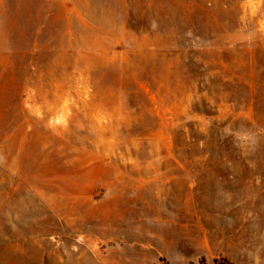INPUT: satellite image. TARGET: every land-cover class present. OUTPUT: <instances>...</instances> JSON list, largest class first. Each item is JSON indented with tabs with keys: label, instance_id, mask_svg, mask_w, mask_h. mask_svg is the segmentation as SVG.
Masks as SVG:
<instances>
[{
	"label": "rangeland",
	"instance_id": "1",
	"mask_svg": "<svg viewBox=\"0 0 264 264\" xmlns=\"http://www.w3.org/2000/svg\"><path fill=\"white\" fill-rule=\"evenodd\" d=\"M0 264H264V0H0Z\"/></svg>",
	"mask_w": 264,
	"mask_h": 264
}]
</instances>
